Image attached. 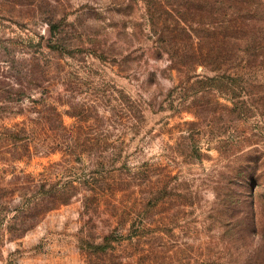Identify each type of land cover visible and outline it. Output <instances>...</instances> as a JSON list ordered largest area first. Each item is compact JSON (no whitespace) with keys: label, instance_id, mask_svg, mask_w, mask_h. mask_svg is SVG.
<instances>
[{"label":"rangeland","instance_id":"rangeland-1","mask_svg":"<svg viewBox=\"0 0 264 264\" xmlns=\"http://www.w3.org/2000/svg\"><path fill=\"white\" fill-rule=\"evenodd\" d=\"M239 1L0 0V264H264V0Z\"/></svg>","mask_w":264,"mask_h":264},{"label":"trees","instance_id":"trees-1","mask_svg":"<svg viewBox=\"0 0 264 264\" xmlns=\"http://www.w3.org/2000/svg\"><path fill=\"white\" fill-rule=\"evenodd\" d=\"M238 4L240 5H248L247 1L244 0H240L238 2ZM244 11L242 9L239 8H231V9H218V10H214L213 15H215L216 13L219 14L220 19L215 21L217 18L215 16L214 17V21L210 24V32H211V39L213 40L212 42H221L222 44H229V42L231 41V38L235 39L237 38V36H239L240 31H237L238 28H240V23H239V19H240V13ZM181 22H185L183 21V19L179 18V22L177 21V26L180 27V23ZM187 31V29H185V32ZM211 42V43H212ZM216 52H211L212 56L217 53ZM177 58V57H176ZM229 58H236V54L232 53V54H228L227 56H219L217 57V63H230L231 60ZM44 92L47 90L46 87L41 88ZM29 101L31 102V104L37 105L35 106L36 110L35 112L38 114H43L44 109V105L46 104L45 102H47V100L45 98H42L41 101L35 100L33 97L29 96ZM2 103V102H1ZM0 103V104H1ZM42 106V108H41ZM0 108H4V104L3 106H1Z\"/></svg>","mask_w":264,"mask_h":264}]
</instances>
